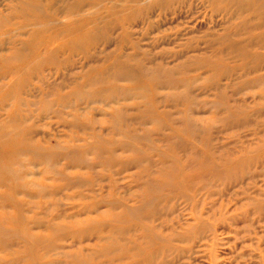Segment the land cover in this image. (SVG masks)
<instances>
[{
	"label": "rangeland",
	"instance_id": "obj_1",
	"mask_svg": "<svg viewBox=\"0 0 264 264\" xmlns=\"http://www.w3.org/2000/svg\"><path fill=\"white\" fill-rule=\"evenodd\" d=\"M0 264H264V0H0Z\"/></svg>",
	"mask_w": 264,
	"mask_h": 264
}]
</instances>
